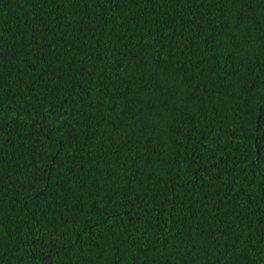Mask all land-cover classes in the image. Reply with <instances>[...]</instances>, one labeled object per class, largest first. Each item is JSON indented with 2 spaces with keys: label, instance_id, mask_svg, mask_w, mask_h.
I'll return each mask as SVG.
<instances>
[{
  "label": "trees",
  "instance_id": "16d2710c",
  "mask_svg": "<svg viewBox=\"0 0 264 264\" xmlns=\"http://www.w3.org/2000/svg\"><path fill=\"white\" fill-rule=\"evenodd\" d=\"M0 264H264V0H0Z\"/></svg>",
  "mask_w": 264,
  "mask_h": 264
}]
</instances>
